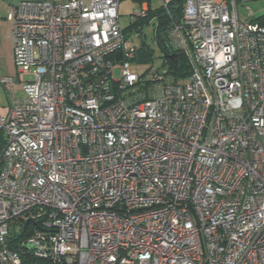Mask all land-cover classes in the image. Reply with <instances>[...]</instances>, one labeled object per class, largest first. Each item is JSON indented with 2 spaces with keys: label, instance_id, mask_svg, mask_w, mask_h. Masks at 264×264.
Returning <instances> with one entry per match:
<instances>
[{
  "label": "built area",
  "instance_id": "1",
  "mask_svg": "<svg viewBox=\"0 0 264 264\" xmlns=\"http://www.w3.org/2000/svg\"><path fill=\"white\" fill-rule=\"evenodd\" d=\"M238 1L184 0L181 81L131 70L119 0L7 6L0 264H264V25Z\"/></svg>",
  "mask_w": 264,
  "mask_h": 264
},
{
  "label": "crops",
  "instance_id": "2",
  "mask_svg": "<svg viewBox=\"0 0 264 264\" xmlns=\"http://www.w3.org/2000/svg\"><path fill=\"white\" fill-rule=\"evenodd\" d=\"M17 0H0V78L3 76L17 77V70L13 60V39H12V29L11 23L6 19L7 6L16 2ZM135 8H145L146 16L148 17H138L135 24L131 25L132 19L127 20V24L121 26L125 27H151L159 26V17L153 11L161 6V0H130ZM123 3L119 0V6ZM118 6V22L122 12L119 11ZM133 11V10H132ZM131 15V12L128 14ZM120 24V22H119ZM132 32V31H131ZM130 32V33H131ZM141 36V34H140ZM23 96V91L18 84H15L9 93H6L0 82V115H7L12 103L15 99H19Z\"/></svg>",
  "mask_w": 264,
  "mask_h": 264
},
{
  "label": "rangeland",
  "instance_id": "3",
  "mask_svg": "<svg viewBox=\"0 0 264 264\" xmlns=\"http://www.w3.org/2000/svg\"><path fill=\"white\" fill-rule=\"evenodd\" d=\"M123 3L119 6V11L122 12L120 15V25L124 26L127 24V20L130 19L131 15H128L132 10L137 9L130 0H122ZM252 11V15L247 14V10ZM237 16L239 19L251 21L252 18L264 13V0H250L244 3H236ZM154 27L148 25L142 27L139 31H132L129 33L130 41L138 48L143 41L142 48H139L136 55L130 61V68L133 72L142 75L145 79H148L157 69L163 65L164 53L155 39ZM141 34V36H140ZM117 75V72L115 73ZM27 78V77H26ZM29 78V77H28Z\"/></svg>",
  "mask_w": 264,
  "mask_h": 264
},
{
  "label": "trees",
  "instance_id": "4",
  "mask_svg": "<svg viewBox=\"0 0 264 264\" xmlns=\"http://www.w3.org/2000/svg\"><path fill=\"white\" fill-rule=\"evenodd\" d=\"M184 0H170L167 4V10L168 13L165 12V10L162 8V6L158 7L157 9H155L153 12L155 14L158 15L159 17V26L155 27V31H154V35H155V39L158 42V44L160 45L163 53H164V61H163V65H166L168 72L173 76V78L176 81H181L184 80L188 77L189 74V70H188V64L186 62L185 57L178 52L177 53V61H176V65H177V69L176 71L173 70V61L169 58V54L173 53L174 51L169 48L166 44V39H165V29L167 28V25L171 22V21H179L182 15V4H183ZM144 17H148L144 16ZM254 20L257 21V23L264 25V13L257 16L256 18H254ZM136 19L133 20L131 23V25L135 24ZM141 30V27H125L124 31L126 32V34L128 35V37H130L129 33L131 31H136L138 33H140L139 31ZM131 39V37H130ZM141 44L138 48L135 46V53L134 56L136 55V52L139 48H142L143 46V41H141ZM161 66V67H162Z\"/></svg>",
  "mask_w": 264,
  "mask_h": 264
},
{
  "label": "water",
  "instance_id": "5",
  "mask_svg": "<svg viewBox=\"0 0 264 264\" xmlns=\"http://www.w3.org/2000/svg\"><path fill=\"white\" fill-rule=\"evenodd\" d=\"M169 58L173 61L174 65H173V70L176 71L177 69V65H176V61H177V53L173 52L171 54H169Z\"/></svg>",
  "mask_w": 264,
  "mask_h": 264
}]
</instances>
